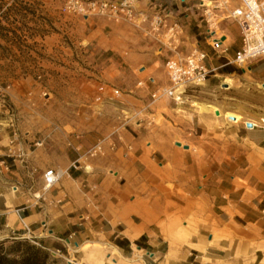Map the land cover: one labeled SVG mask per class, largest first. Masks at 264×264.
<instances>
[{
    "label": "crops",
    "instance_id": "0c3cea01",
    "mask_svg": "<svg viewBox=\"0 0 264 264\" xmlns=\"http://www.w3.org/2000/svg\"><path fill=\"white\" fill-rule=\"evenodd\" d=\"M190 1L136 0L135 19L142 23L161 14L168 27H182L196 11V5L188 7ZM149 21L142 23L148 29ZM194 21L199 27L201 20ZM233 32L216 35L226 49L220 57L196 43L208 56L207 66L217 72L192 93L197 95L188 96L199 104L196 110L184 109L191 118L171 117L184 143L173 140L163 126L165 131L155 133L161 143L147 152L145 141L152 136L123 119L107 136L113 148L105 144L102 156L87 158L99 141L95 134L54 132L44 120L26 117L32 111L24 106L0 119V162L11 168L8 176L0 167V240L30 239L56 253L61 243L81 246V251L102 248L93 250L91 264H264V119L244 121L225 112L218 89L229 90L234 80H216L235 75L229 67L241 42L238 30ZM157 52L146 41L116 54L151 62L145 72L154 74ZM254 76L264 85L263 76ZM131 92L129 105L152 93L147 88ZM9 103L22 102L13 95ZM247 123L254 128H246ZM13 134L17 139L10 145ZM49 170L61 179L44 190L43 174Z\"/></svg>",
    "mask_w": 264,
    "mask_h": 264
},
{
    "label": "rangeland",
    "instance_id": "374dc122",
    "mask_svg": "<svg viewBox=\"0 0 264 264\" xmlns=\"http://www.w3.org/2000/svg\"><path fill=\"white\" fill-rule=\"evenodd\" d=\"M76 1L86 4L96 0H0V119H6L11 115L10 111L16 113L18 107L24 106L32 111L25 116L44 120L45 128L54 132L62 128L66 133L95 134L99 141L121 127L123 119H132L134 126L131 128L152 136L145 141V148L150 147L147 152L155 150V142L161 143L155 133L165 131L164 127L167 133H173V140L184 143V137L178 135L169 122L172 115L191 118L190 112L184 109L198 108L199 104L192 98L187 97L184 106L175 111L169 102L152 103L149 96L135 98V101L131 99L132 105L125 101L133 95L132 90L147 88L151 93L166 87L164 64L168 58L188 56L197 47L196 43L201 50H209L205 43V25L202 23L196 27L194 21L201 20L196 17L199 12L189 13L191 21L183 24L182 33L174 45L176 49L171 51L167 47L168 36L160 32L158 37L138 18L134 23H115L97 15L82 16L74 10ZM133 1L136 4V0ZM196 4V0L190 1L188 7ZM213 30L219 36L233 30L237 35L238 29L232 21L223 20ZM91 34L94 36L92 42L87 39ZM146 41L155 45L158 51L155 56L159 62L154 74L145 72L151 62L138 58L123 60L116 54L132 47L137 49ZM238 47L239 43L231 53ZM160 48L164 50L161 54ZM229 68L234 71V76L216 79L217 82H224L226 78L234 80L229 90H224L227 87L218 89L223 92L219 99L228 107L225 112L238 114L244 121L264 119V88L254 76L264 77V59L251 63L247 71L235 66ZM139 83L143 85L139 87ZM115 90L119 95H114ZM13 95L22 103L17 106L9 103ZM5 111L10 113H3ZM152 157H156V153ZM6 165L8 172L4 171V174L10 176L11 168ZM61 244L63 247L59 253L48 251L54 264H91L95 260L94 251H102L95 245L86 246L81 251L78 249L81 246L73 248L72 244L70 247ZM89 250L92 252L88 253ZM102 258H106L104 253Z\"/></svg>",
    "mask_w": 264,
    "mask_h": 264
},
{
    "label": "built area",
    "instance_id": "2783aa9c",
    "mask_svg": "<svg viewBox=\"0 0 264 264\" xmlns=\"http://www.w3.org/2000/svg\"><path fill=\"white\" fill-rule=\"evenodd\" d=\"M196 11L200 13L201 24L206 27V38L210 50L216 57L226 53L220 37H216L214 27L223 20L232 21L238 28L241 46L235 53L231 65L247 71L250 64L264 59V0H196ZM133 0H122L112 2L109 0H96L86 4L74 3L76 13L87 16L97 15L112 20L115 23H134L135 10ZM147 19H143L145 23ZM150 30L153 34L159 35L162 30L166 31L168 44L177 43V37L182 33L181 26L174 24L168 27L161 14L153 15L149 21ZM208 56L197 47L186 57H170L164 64V70L168 85L158 88L149 94L152 103L167 101L175 108L185 104V100L190 94L205 86L208 79L215 75L217 69L207 66ZM139 83L138 86H142ZM114 95H119V91H113ZM252 128H254L252 126ZM251 128V129H252ZM16 134L12 135L10 145L16 141ZM113 148L110 137L97 142L86 153L87 158H96L104 154V145ZM11 158V157H10ZM0 167L8 171L5 162H0ZM61 179V174L49 170L43 174V189L48 190L55 186ZM71 264V263H70Z\"/></svg>",
    "mask_w": 264,
    "mask_h": 264
},
{
    "label": "trees",
    "instance_id": "16d2710c",
    "mask_svg": "<svg viewBox=\"0 0 264 264\" xmlns=\"http://www.w3.org/2000/svg\"><path fill=\"white\" fill-rule=\"evenodd\" d=\"M0 264H54L50 253L28 239L0 241Z\"/></svg>",
    "mask_w": 264,
    "mask_h": 264
},
{
    "label": "water",
    "instance_id": "95a60500",
    "mask_svg": "<svg viewBox=\"0 0 264 264\" xmlns=\"http://www.w3.org/2000/svg\"><path fill=\"white\" fill-rule=\"evenodd\" d=\"M262 87L264 88V85H262ZM231 120H233L232 118H231ZM246 128H248V129H251L252 128V125L251 124H249V123H247L246 125ZM177 146H180L179 144H176ZM185 149H186V147H185ZM52 255H54V254H52Z\"/></svg>",
    "mask_w": 264,
    "mask_h": 264
}]
</instances>
